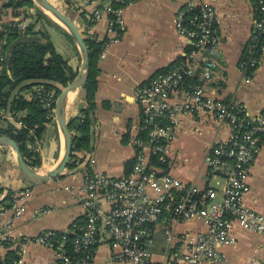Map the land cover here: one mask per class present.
Here are the masks:
<instances>
[{
  "label": "built area",
  "instance_id": "built-area-1",
  "mask_svg": "<svg viewBox=\"0 0 264 264\" xmlns=\"http://www.w3.org/2000/svg\"><path fill=\"white\" fill-rule=\"evenodd\" d=\"M10 1L1 0L2 5ZM254 13L258 16L253 19L245 58L240 62L242 70L255 69L264 53V0H257ZM104 14L108 15L107 41L100 59L105 57L109 45L120 40L117 31L124 27L122 10L114 9L109 1L95 8L89 20L95 23ZM16 22V28L23 33L27 22ZM175 26L189 50L182 62L134 90V99L142 108V120L137 135L130 140L135 151L130 171L113 178L94 168L91 151L72 152L69 162H73L83 179L79 189L83 219L71 231L48 230L27 239L54 249L59 264L91 262L96 247L106 237L112 247L110 257L116 261L226 264L227 258L220 248L234 242V225L264 233V215L243 202L250 191L249 168L260 148L259 134L264 133V110L250 117L242 104L224 102L209 92L208 83L218 66L216 55L221 43L212 3H187L176 11ZM87 29L81 30L82 36L97 39ZM4 60L0 42V69ZM41 88L37 85L35 91ZM56 98L54 91L44 92L42 103L49 121L55 119ZM197 110L228 124L232 130L230 137L212 145L204 158L208 172L223 178L220 189L201 188L169 172L171 143L179 130L180 117ZM0 119L22 126L20 116L9 107L0 106ZM41 145V138H34L29 148L40 153ZM30 194L27 187L12 195V217L22 215L23 201ZM4 211L0 209V217ZM195 220L201 222L202 230H177L179 224ZM68 235L72 237L69 239ZM156 239L162 241L160 246L155 244ZM7 240L4 229L0 242ZM17 256L12 264H23L21 253L17 252Z\"/></svg>",
  "mask_w": 264,
  "mask_h": 264
},
{
  "label": "crops",
  "instance_id": "crops-1",
  "mask_svg": "<svg viewBox=\"0 0 264 264\" xmlns=\"http://www.w3.org/2000/svg\"><path fill=\"white\" fill-rule=\"evenodd\" d=\"M202 1L214 5L221 35L216 55L218 66L208 83L210 94L224 102L242 104L250 117L264 110V53L251 75H247L246 70L240 67L241 60L245 58L254 19L251 0H128L121 9L124 27L120 40L109 45L105 57L98 62L96 108L90 138L96 170L113 178H119L129 170L135 152L130 140L137 135L142 120V108L134 99V90L162 69L176 65L178 59L180 62L184 60L188 44L177 32L175 14L189 2ZM50 2L65 13L80 31L88 27L89 33L97 37L98 41L107 37V14L93 25H87L90 14L95 8L101 7L102 0H58L57 4L54 0ZM26 11L29 15L26 22L36 19L35 9ZM15 12L20 15L15 16L12 10L7 9L1 16L0 24L24 20V9ZM39 27L48 33L56 52L78 70L81 59L75 42L68 38L71 42L70 51L68 48L63 51L68 43L61 45L59 41L57 48L53 42L54 36L58 38L61 31L44 21L37 22L36 29ZM24 85L19 95L30 99L37 85ZM73 98L67 105L68 119L74 111L77 113V104L72 103ZM180 121L177 135L171 143L169 172L183 182L201 188L214 187L210 185L212 179L219 175L208 172L204 158L212 145L230 137L231 128L202 110L181 115ZM41 140V163L35 170L46 174L61 159L64 149V140L55 119L45 124ZM82 183L79 170L72 166L66 167L61 175L43 184L30 185L21 176L12 150L0 145V209L5 210L0 217V232L5 229L8 236L6 242L9 247L16 249V253H21L23 264H57L54 249L27 239L48 230L71 231L76 220L83 219L79 192ZM221 183L215 182L222 186L224 181ZM249 183L250 191L243 202L264 215V140L250 165ZM27 187L31 189V194L23 201L24 211L21 216L14 218L12 210L4 208L6 201H2L8 193L14 194ZM203 228L197 220L177 226L178 231ZM231 236L234 242L220 248L227 258L226 264H252L254 261L264 264V233H253L234 225ZM105 239L96 247L93 260L87 264H131L112 260L111 243L107 237ZM0 252L3 255L5 249L0 248Z\"/></svg>",
  "mask_w": 264,
  "mask_h": 264
},
{
  "label": "trees",
  "instance_id": "trees-1",
  "mask_svg": "<svg viewBox=\"0 0 264 264\" xmlns=\"http://www.w3.org/2000/svg\"><path fill=\"white\" fill-rule=\"evenodd\" d=\"M251 1L255 8L257 0ZM127 2L128 0L114 1L111 2V5L114 9H122ZM31 8L35 9L34 14L36 19L27 22L23 33H20L16 28V24L18 23L16 21L0 24L1 49L5 54V60L0 69V106L9 107L11 111L20 116L22 122L21 127H16L12 123L6 124L4 120L0 119V136H7L12 139L19 147L26 164L34 170L40 166V155L38 152L30 150L29 146L34 138L40 139L42 137L45 124L49 121L46 118V111L42 103L44 92L54 91L55 95L58 96L61 90L75 78L77 70L72 68L68 61L56 52L48 33L43 27L36 29L37 22L44 21L45 23L55 25L56 28L74 43L73 39L62 27L39 10L31 0H11L9 3L3 4L0 8V20L2 14L7 9L12 10L15 16L20 15L19 12H15L16 10L24 9L23 21H26L29 17L26 10ZM257 16L258 14L254 13V17ZM93 24L92 21L87 20L88 26ZM117 34L120 36L122 30H118ZM84 39L88 50L89 70L87 79L79 91L80 102L77 103V113L67 121V129L71 134L72 140L71 159L73 156L72 152L74 151L90 152L92 150L90 138L92 134L93 114L96 108L95 93L97 90V76L99 74L98 62L100 59L99 55L107 41V38L101 41H98L96 38ZM177 61L176 64L180 62ZM173 66L174 64L166 69H162L160 73L166 72ZM245 72L247 75H251L252 69L247 68ZM24 83L36 84L42 88L39 92L34 91L30 99H25L19 95V92L25 87ZM19 113H22V115ZM259 136V142L262 143L264 133L259 134ZM73 165V162L70 161L67 167L69 168ZM130 165L132 166V162H130ZM131 166L127 173L130 171ZM12 195L13 193H8L2 201H6L3 204L4 208L8 209L12 207ZM81 220H76V223ZM71 237L72 235H68L69 239ZM0 248L5 249L3 255L0 252V264H12L17 259L16 249L9 247V243L5 241L0 242Z\"/></svg>",
  "mask_w": 264,
  "mask_h": 264
},
{
  "label": "water",
  "instance_id": "water-1",
  "mask_svg": "<svg viewBox=\"0 0 264 264\" xmlns=\"http://www.w3.org/2000/svg\"><path fill=\"white\" fill-rule=\"evenodd\" d=\"M33 4L41 10L45 15H47L52 21L57 23L62 29H64L70 37L75 42L79 52H80V66L77 70L75 78L64 87L60 94L57 96L55 101V121L59 127L64 140L63 155L55 167L46 174H41L35 169L29 168L23 159L19 147L17 144L7 136H0V145L8 147L12 150L16 160V166L26 182L30 185H40L51 179H54L61 175L65 168L67 167L70 156H71V134L67 129V97L69 94L73 93L74 98L72 103L77 104L79 101V91L84 84L88 76L89 70V58L88 50L85 45V39L81 34V31L70 21L65 13L60 11L55 5H53L49 0H31ZM102 1H121V0H102ZM76 111L72 113L74 116Z\"/></svg>",
  "mask_w": 264,
  "mask_h": 264
},
{
  "label": "rangeland",
  "instance_id": "rangeland-1",
  "mask_svg": "<svg viewBox=\"0 0 264 264\" xmlns=\"http://www.w3.org/2000/svg\"><path fill=\"white\" fill-rule=\"evenodd\" d=\"M50 1V0H49ZM54 3L55 4H57L58 3V0H54ZM58 6V5H57ZM59 6H60V4H59ZM62 7V6H61ZM61 34H60V36L58 37V38H55V36H54V39H53V42L55 43V45L57 44V48H59L58 46H59V41H60V44L61 45H64V43L66 42V43H68V45H65V50H64V48H63V51H66V48H68V50L70 51V49H69V47L71 46V42L68 40V38L62 33V32H60ZM69 41V42H68ZM60 50V49H59ZM64 58V57H63ZM213 182H211V184L210 185H213L214 187H216V188H218L219 189V187L221 186V182H223V179H222V177H219V176H214L213 177ZM216 181H218L219 183H221V184H219V185H216L215 184V182ZM155 244H157L158 246H160L161 244H162V241H160L159 239H156L155 240ZM155 244H154V246L152 247V248H154L155 247Z\"/></svg>",
  "mask_w": 264,
  "mask_h": 264
},
{
  "label": "bare ground",
  "instance_id": "bare-ground-1",
  "mask_svg": "<svg viewBox=\"0 0 264 264\" xmlns=\"http://www.w3.org/2000/svg\"><path fill=\"white\" fill-rule=\"evenodd\" d=\"M73 93L69 94V96L67 97V105L71 102Z\"/></svg>",
  "mask_w": 264,
  "mask_h": 264
}]
</instances>
